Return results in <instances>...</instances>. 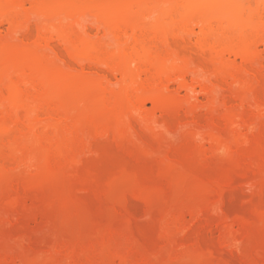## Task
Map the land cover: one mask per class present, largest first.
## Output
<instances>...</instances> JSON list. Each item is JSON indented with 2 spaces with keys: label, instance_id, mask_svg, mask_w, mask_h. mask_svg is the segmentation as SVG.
<instances>
[{
  "label": "rangeland",
  "instance_id": "rangeland-1",
  "mask_svg": "<svg viewBox=\"0 0 264 264\" xmlns=\"http://www.w3.org/2000/svg\"><path fill=\"white\" fill-rule=\"evenodd\" d=\"M262 196L264 0H0V264H264Z\"/></svg>",
  "mask_w": 264,
  "mask_h": 264
},
{
  "label": "bare ground",
  "instance_id": "bare-ground-1",
  "mask_svg": "<svg viewBox=\"0 0 264 264\" xmlns=\"http://www.w3.org/2000/svg\"><path fill=\"white\" fill-rule=\"evenodd\" d=\"M231 51V53L232 54H234V56L236 55V56H238L240 59H242L243 61H247L248 59H250V58H252V55L254 54V53H252V51H251V49H250V47H248L247 45H245V46H237V47H235V46H233L232 48H228V49H226V51ZM187 83V84H186ZM189 83L188 82H186V81H184L183 82V86H182V89L183 88H185L184 90L186 91V92H188V94L187 93H185V94H187L188 96H189V94H191L192 92H194V90L196 89H194L193 88V85L192 84H190V85H192V87H190V85H188ZM181 85V84H180ZM190 88H192V89H190ZM194 89V90H193ZM188 90V91H187ZM190 90H192L191 91V93H190ZM194 94V93H193ZM193 94H192V97H194L193 96ZM196 97V96H195ZM194 97V98H195ZM198 97V96H197ZM188 98H190V97H188ZM199 99V98H198ZM196 100H197V98H196ZM200 100V99H199ZM151 101V100H150ZM153 101V100H152ZM198 101V100H197ZM242 183V182H241ZM244 193V192H243ZM246 194V193H245ZM232 195V194H231ZM229 196V195H228ZM232 196H237V195H232ZM241 196V195H240ZM250 197H251V195H249ZM249 196L247 197V198H249ZM260 196V195H259ZM236 198V197H235ZM235 198H233L234 200H235ZM239 198V197H238ZM241 198H243V197H241ZM262 198H264L263 196H262ZM261 198V199H262ZM233 199H232V201H233ZM237 199V198H236ZM244 199V198H243ZM237 200H239V199H237ZM251 200H252V202L251 203H253V205H254V203H255V200H254V202H253V199L251 198ZM243 201V200H242ZM234 202V201H233ZM233 202L231 203V204H233ZM249 202V201H248ZM257 202V201H256ZM236 204H238V207H240L241 206V209L242 208H245V207H243V205H239V203H237L236 202ZM244 205H245V203H244ZM247 205V204H246ZM245 205V206H246ZM256 205L258 206V204L256 203ZM255 205V206H256ZM261 205V204H260ZM234 206V205H233ZM236 207H237V205H235ZM254 206V207H255ZM236 207L235 208H233L234 210L236 209ZM248 207V206H247ZM251 208V207H250ZM238 210V209H237ZM237 210H235V211H237ZM241 210H239V212H240ZM247 211V210H246ZM243 212H245L244 211V209H243Z\"/></svg>",
  "mask_w": 264,
  "mask_h": 264
}]
</instances>
